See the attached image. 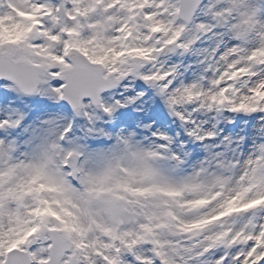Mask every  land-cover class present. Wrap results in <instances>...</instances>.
<instances>
[{
  "label": "snow or ice",
  "instance_id": "snow-or-ice-1",
  "mask_svg": "<svg viewBox=\"0 0 264 264\" xmlns=\"http://www.w3.org/2000/svg\"><path fill=\"white\" fill-rule=\"evenodd\" d=\"M0 264H264V0H0Z\"/></svg>",
  "mask_w": 264,
  "mask_h": 264
},
{
  "label": "rangeland",
  "instance_id": "rangeland-1",
  "mask_svg": "<svg viewBox=\"0 0 264 264\" xmlns=\"http://www.w3.org/2000/svg\"><path fill=\"white\" fill-rule=\"evenodd\" d=\"M210 143H218V141L216 142H210ZM219 150V149H218ZM192 154H193V158H202L203 155H204V152L202 150H195V151H192Z\"/></svg>",
  "mask_w": 264,
  "mask_h": 264
},
{
  "label": "clouds",
  "instance_id": "clouds-1",
  "mask_svg": "<svg viewBox=\"0 0 264 264\" xmlns=\"http://www.w3.org/2000/svg\"><path fill=\"white\" fill-rule=\"evenodd\" d=\"M259 123H260V121H257L256 124H259ZM102 126H103V125H102ZM124 129H125V130H128L127 126H124Z\"/></svg>",
  "mask_w": 264,
  "mask_h": 264
}]
</instances>
